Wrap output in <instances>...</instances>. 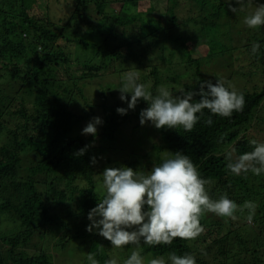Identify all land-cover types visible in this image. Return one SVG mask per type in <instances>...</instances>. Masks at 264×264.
Returning a JSON list of instances; mask_svg holds the SVG:
<instances>
[{"label": "trees", "instance_id": "obj_1", "mask_svg": "<svg viewBox=\"0 0 264 264\" xmlns=\"http://www.w3.org/2000/svg\"><path fill=\"white\" fill-rule=\"evenodd\" d=\"M32 1L36 0H0V138L6 140L0 145V223L12 225L10 230L0 228V264H53L51 247L65 249L74 239L80 245L87 244L99 264L111 258L105 251L111 242L94 230L88 232L87 222L91 223L89 211L104 195L96 190L97 183L103 188V146L111 148L113 143L119 146L118 155L105 163L107 168L127 166L138 171V167L147 174L153 165L176 152L188 155L201 178L210 180L206 189L212 199L226 193L237 205L246 200L257 204L255 215L261 219L264 242V173L235 176L225 171L221 160L227 161L225 154L232 146L237 147L238 154L243 147L251 151L250 136L259 133L256 119L264 103V26L258 28L255 38L260 44L258 53L252 54V45L245 51L248 60L261 66L263 87L254 93L238 91L245 98L243 111L225 118L204 109L188 132L182 127L157 129L150 121L141 125L140 112L148 107L147 102L139 99L135 109H128V103L120 100L117 108L127 109L125 115L118 114L117 108L104 109L102 132L79 137L72 135L74 126L94 114L79 116L68 105L77 96L84 97L85 87L81 86L88 81L110 70L122 75L119 63L151 62L147 76L138 82L153 94L162 85L177 95H181L180 89L198 92L200 82L211 80L215 84L221 77L205 76L203 59L191 54L198 46L195 39L191 44L192 38L167 35L168 16L173 25L177 24L180 0H47L40 16L32 14ZM185 1L206 15L207 30L199 33L204 39L209 31L217 30L221 16L229 14V4L232 8L236 5L234 0ZM60 7L65 12L58 16ZM209 9L212 11L207 14ZM152 14H158V20L147 18ZM168 40L188 52L186 63L168 62L161 50ZM76 47L92 50L94 58L76 60ZM212 50L205 59L213 58ZM160 60L169 66L162 69ZM118 89L114 86L110 90ZM125 95L130 101L131 94ZM199 99L195 96L194 102ZM210 116L211 126L205 123ZM129 125L136 131L147 129L146 138L135 140L136 148L131 147V135L124 134ZM240 138L246 143L237 146ZM126 147L139 153L130 162L120 157ZM246 212L237 211V219L227 222L224 217L206 213L201 218L205 231L196 240L177 238L165 246L141 242V254L159 257L188 253L196 264H264V243L261 249L256 248L240 233V220H246ZM253 224L254 219L248 226Z\"/></svg>", "mask_w": 264, "mask_h": 264}, {"label": "clouds", "instance_id": "obj_2", "mask_svg": "<svg viewBox=\"0 0 264 264\" xmlns=\"http://www.w3.org/2000/svg\"><path fill=\"white\" fill-rule=\"evenodd\" d=\"M229 8L236 11L231 4ZM243 23L250 29L264 26V5L245 16ZM259 48L260 44L253 42L252 54H257ZM121 80L120 99L128 103V109H135L139 99L146 101L148 107L141 110L140 123L144 125L150 121L157 129L182 127L191 132L199 120L197 114L204 109L212 115L230 118L234 112L243 111L245 105L243 93L230 83L226 86L223 79L216 78L215 84L211 80L200 82L198 92L180 89L181 95H173L163 85L153 94L145 84L138 82L139 71L129 70L122 74ZM125 94H131L130 101ZM197 95L200 99L194 102ZM117 113L125 115L127 109L117 108ZM100 123L99 117L94 118L82 134L95 136L96 125ZM205 123L212 125L211 116ZM249 144L252 150L243 154L234 156L233 151L226 152V169L231 174L241 176L251 172L260 176L264 173V142L252 139ZM102 176L105 192L97 206L89 211L91 223L87 231L95 230L117 249L135 245L136 249L123 264H196L192 254L177 255L175 252L169 253L167 258L159 256L146 261L139 250L140 244L165 246L172 245L177 238L196 240L205 231L201 218L206 213L224 217L227 222V219H237V211L244 213L247 210L246 220L250 225L256 214L257 204L253 201L246 200L243 205H237L226 193L212 199L206 189L210 180L201 178L189 156L180 152L155 164L147 174L124 166L106 168ZM87 260L89 264H99L92 253L88 254ZM104 264L118 262L110 258Z\"/></svg>", "mask_w": 264, "mask_h": 264}, {"label": "rangeland", "instance_id": "obj_3", "mask_svg": "<svg viewBox=\"0 0 264 264\" xmlns=\"http://www.w3.org/2000/svg\"><path fill=\"white\" fill-rule=\"evenodd\" d=\"M47 0H36L35 2L32 1L30 3V7L36 15H41V8L45 5ZM61 3L64 0H60ZM232 2L233 0H228ZM236 5V11L233 12L230 10L229 14H223L218 20V28L215 32H208L206 39L202 38V35H199L200 32L207 30L206 28V21L203 17L206 15L199 11V7L195 4L180 0L179 6L177 7V24L173 25L172 22H168V32L167 35L170 34H178V38L184 39H191L190 43L193 44L195 41L198 46L196 50L191 52L193 57H199L202 62V71L208 79H213L215 76L221 77L226 83H230L235 87L237 91H248L251 93L258 92V88L263 87L262 81V71L261 66L258 64H254L250 60L246 58L247 48L255 42V38L258 35V28L257 29H250L246 25H244L243 20L245 16L255 11L257 7L263 4V0H234ZM146 12V8L143 9ZM212 10H208L207 14L210 13ZM58 16H61L65 12V8L60 7L57 11ZM202 13V14H201ZM148 19H152L153 21L158 20V14L147 15ZM210 18V17H209ZM210 22V20H209ZM194 37V38H193ZM195 39V41H194ZM207 42V44H206ZM168 44V45H167ZM163 45H166L163 49L164 54L168 57V62L173 65H179V63H186L188 58V52L179 45L178 43L174 42H165ZM156 46V44H155ZM214 48L212 52V59H205V56L209 53V50ZM192 50V48H191ZM160 50L158 51V53ZM74 58L80 59L81 61H91L94 58L92 50H84L82 48L76 47L73 52ZM144 60H148L144 59ZM154 61V60H153ZM142 61H129L119 63V70L122 69L123 73L129 70L139 71L140 77H146L147 72L149 70L148 66L151 62L141 63ZM253 63V64H252ZM159 66L162 69L167 68L169 66L167 63L163 61H158ZM255 65V66H254ZM118 72L110 70L105 72L101 75L100 78H97L93 81H88L85 86L82 85L81 87L84 88V97L81 98L79 96L72 102L73 104L68 108L70 111H73L79 116H89L88 119L78 122L73 130V136L79 137H88L91 134H82L83 129L87 126L89 122H94V118L99 117L101 123L96 125L97 133L102 132L103 123H104V109H114L119 107L120 99V92L119 90H114L113 92L110 90L112 87L116 86L119 88L120 83H122L121 77L122 75H118ZM152 82L148 80V86H151ZM176 85H174L175 87ZM176 88V87H175ZM173 92V89H170ZM115 97H114V96ZM173 95H177L173 92ZM264 103L259 110L257 116V128L259 133H254V136H250V139H256L260 142H264ZM135 131V132H134ZM96 133V134H97ZM147 129L143 127L141 130L136 131L133 126H127L124 134L127 136L131 135V147L136 148V141L141 142L144 138H146ZM136 140V141H135ZM5 137L1 136L0 138V145L4 143ZM119 143H122V139H120ZM246 143L245 138H240L236 142L237 146L244 145ZM105 151L101 154L102 161H103V169L105 170L108 165L106 162L112 160L118 155V145H114L111 148H107L103 146ZM237 151L236 146H232L230 151H234L233 155H240L248 150L243 147L239 154ZM123 153V154H122ZM144 154V151H143ZM139 153H134L133 150L126 148L122 149L120 152V157L124 158L126 161L130 162L133 160L134 157H137ZM222 160V165L226 172H229L226 169L227 161ZM117 162V161H116ZM114 166V165H110ZM154 166V165H153ZM138 172L139 168L136 167ZM103 170V172H104ZM141 172V171H140ZM230 173V172H229ZM101 183L96 184V190L99 194L102 195L104 193V189L101 187ZM257 211V210H256ZM247 216V212L245 213ZM213 216V215H211ZM216 216V215H214ZM245 218H241L240 221L241 229L240 233L245 237L249 238L253 241L252 246L261 249L263 247V239L260 237V232L262 229L261 219L258 215L254 216V220L256 224L252 226H248V222L244 220ZM88 220H86L87 222ZM88 224L89 221L87 222ZM1 224V223H0ZM250 225V224H249ZM12 225L8 223H3L0 225V228H5L6 230H10ZM95 231V230H94ZM35 242H38L36 240ZM136 249V246H125L122 248H114L112 245L106 246L105 251L107 254L110 255L111 258H115L118 264H123V261L128 258L131 252ZM140 250V248H139ZM50 253L52 255V262L53 264H86L89 262L87 260V256L89 254V246L87 244L80 245L79 240H72L65 249H61L55 246L51 247ZM146 261L149 258H155V256L150 253L144 256ZM167 258V256H165Z\"/></svg>", "mask_w": 264, "mask_h": 264}]
</instances>
